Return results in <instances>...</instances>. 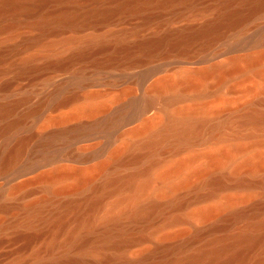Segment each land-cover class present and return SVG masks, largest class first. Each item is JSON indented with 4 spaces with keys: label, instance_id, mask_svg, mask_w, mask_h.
Here are the masks:
<instances>
[{
    "label": "rangeland",
    "instance_id": "1",
    "mask_svg": "<svg viewBox=\"0 0 264 264\" xmlns=\"http://www.w3.org/2000/svg\"><path fill=\"white\" fill-rule=\"evenodd\" d=\"M222 2L223 0H190L164 7L153 5L150 8H144L136 15L125 14L123 20L121 17H116L111 23H98L80 31L60 30L52 25V34H47L45 37L41 35L39 29L26 26H20L13 37H8L6 34L0 35V49L4 53V61L0 63V87L5 83L10 85L5 90L0 88V104L23 100L14 114L0 121L2 125L6 121L17 118L22 120L20 125L4 138L5 140H0V156L6 155L9 149L16 147L15 144L17 145L21 140L25 144L21 156L15 162L4 168L0 166V264H40L42 261L66 257L65 254L68 256L70 254L71 258L80 256L74 250L66 253V248L64 251L63 246L55 248L51 255L48 252L45 253L50 235L54 236L58 232V225L54 220L61 217L67 229L75 225V213L65 212L63 204L74 201L82 204L91 193L90 184L78 189L73 188L77 182V175L72 176L74 175L72 171H94L97 167L100 168L101 164L109 162L108 171L105 170L106 172L99 175L97 173L93 180V185H100L108 176H125L145 167L148 163L147 158L138 164L122 168L116 167L114 162L115 151L124 149L129 141L136 143L139 140L132 135V131L139 128L144 119L155 116L163 118L165 110L174 113L182 109L181 107L207 104L212 107V111L205 117L209 122L214 123L232 119L235 117V112L244 111L249 106L250 99L241 98L245 78L243 73L228 75L222 82L210 76L196 90L188 89V83L182 82L184 92L159 93L156 87L161 84V81L176 80L185 72H200L213 65H222L227 68L233 58L242 59L251 54L264 53V9L250 16L240 26L225 30L219 39L207 46L203 45L204 40L195 39L186 51L165 46L159 54L150 57L135 48L138 42L159 38L166 34L172 35L171 39L174 40L178 32H190L201 28L206 22L216 17ZM191 4H196L199 15L191 17L189 10ZM74 5L52 0L32 19L35 22L39 15L54 16L64 9L74 7L80 12L95 7L112 9L117 6V3L108 0L95 4L91 0H83L82 3ZM231 9L244 8L236 2ZM173 11L185 13L184 15L187 16L174 22H166ZM146 15L162 16L164 21L141 29ZM137 29L138 31L135 32ZM121 33L126 34V42L131 47V57H127L126 52H116V36ZM100 36L109 37V47L106 51L94 54L85 60L69 61V56L86 46L82 41L91 42ZM70 37H79L82 41L52 50L50 54L52 64L62 63V65L46 66L50 59L44 49L46 44ZM33 39H40V46L24 47ZM88 47L92 52L93 45L90 43ZM35 54H39V57L33 60L34 70L19 74L22 61ZM226 97L234 100L229 109L223 108L222 103L218 102ZM255 98L258 97L252 100ZM147 101H152L151 112L143 118H138V109ZM87 103L88 105L95 103L97 109L91 114L74 117V112L85 107ZM260 108L264 110V106ZM217 114H220V117H217ZM208 145L204 141L197 142L179 152L166 148L163 152L157 153L154 158L161 161L160 165H163L174 160L185 159L195 152H203ZM129 156L131 152L124 151L119 157L129 159ZM230 168L220 171L227 178V188L210 198L205 197L209 193L207 187L193 184L172 196L186 203V207L182 210L166 209L163 213L155 215L148 225L143 222L131 224L127 220L123 221V227L130 234L145 239L125 247L121 259L112 260L110 264H130L145 257H148L146 264H159L164 252L153 253L156 248L184 245L196 229H208L217 224L225 225L223 229L206 232L201 239L187 246L183 251L185 255L205 246L216 237L235 233L244 227L246 221L224 222L222 217L214 218L201 225L191 219L190 222L187 220V222L168 225V220L172 216H187L196 207L218 203L224 195L238 193L232 188L237 178L259 181L262 173L264 175L262 172L236 176L232 174V168ZM65 171V175L70 172L71 176L69 173L66 176L63 175ZM56 174L62 175L58 176L60 179ZM53 176L55 180L57 178L59 180L51 179ZM59 188L63 190L56 192ZM252 195L245 203L239 202L236 209L248 207L251 209L256 203H264V195H261L259 191ZM198 196L204 197L203 200H197ZM170 199L171 197H166L158 201L166 203ZM106 204L107 202H104V206ZM33 211L36 213L35 218L32 217L35 214ZM225 214L227 211L221 216ZM97 231L102 232V228L97 227ZM65 234L62 232L58 235L59 243L64 242ZM165 235L167 237H163ZM36 251L40 253V256L38 254L36 256ZM104 252L110 257L115 253L111 249H106ZM86 260L91 264L99 263L98 256H87Z\"/></svg>",
    "mask_w": 264,
    "mask_h": 264
},
{
    "label": "bare ground",
    "instance_id": "2",
    "mask_svg": "<svg viewBox=\"0 0 264 264\" xmlns=\"http://www.w3.org/2000/svg\"><path fill=\"white\" fill-rule=\"evenodd\" d=\"M35 1L0 0V35L6 34L8 37H13L20 26L37 28L44 37L47 34H52V25L60 30L80 31L85 27L95 26L98 23H111L116 17H121L123 20L125 14L136 15L141 13L144 8H150L153 5L164 7L178 2L186 3L190 0H111L117 3L115 8L95 7L82 9L83 12L76 11L75 7L73 8L75 10L67 8L54 16L49 14L39 15L34 22L33 16H37L52 0ZM58 1L72 3L75 4L74 6L83 2V0ZM91 1L100 4L108 0ZM236 2H239L244 9H231V6ZM263 9L264 0H223L216 17L206 22L201 28L190 32H178L175 34L176 38L174 40L171 39L172 35L166 34L159 38L138 42L135 48L145 56L150 57L159 54L165 46L186 51L195 39L204 40L203 45L207 46L219 39L225 30L240 26L250 16ZM189 10L191 17L199 15L196 11V4H191ZM184 14L173 11L166 22H174L183 16H187ZM163 19L162 16L146 15L140 28L145 29L152 24H159L164 21ZM137 31L138 29L135 32ZM40 39H33L26 43L24 47L40 46ZM108 40L109 37L107 36L96 37L91 42L88 40L82 41L79 37H70L54 43L51 41L46 44L44 49L47 57L50 58L52 50L65 48L75 42L80 43L82 41L86 46L69 56L68 59L69 61L85 60L94 54L106 51L109 47ZM116 40V52H126L127 57H131V47L126 42V34H118ZM90 43L93 45L92 52L88 47ZM38 57L39 54H35L24 59L18 73L23 74L33 71V60ZM3 61L4 53L0 49V63ZM56 65H62V63L52 64V58L46 63L48 67ZM16 70L18 71L17 68ZM237 73L245 75L241 98L250 99L251 102L249 101V106L244 111L235 112V117L232 119L214 123L209 122L205 115L212 111V107L207 104H195L187 108L181 107L182 109H178L174 113L165 110L163 118L158 116L146 118L139 128L132 131V135L139 139L136 143L129 141L124 149H118L115 151L116 154L113 152L116 155L114 159L115 166L117 165L118 168L138 164L147 158L148 163L145 167L125 176H108L100 185H93V180H95L97 173L98 175L99 173L102 174L108 169L109 162L104 165L101 164V167L97 165L100 167L96 168L98 171L95 169L93 171L90 168L91 171H75L76 173L72 171L74 173L72 176L76 177L77 175V182L74 186L72 185L73 188L78 189L85 185H91V193L82 204L75 203V201L63 204L65 212L75 213V225L71 229H67L66 223L62 221L61 217L57 216V220L54 221L58 225V230H56L59 233L52 235L53 238L50 235L51 238L49 237L47 246L44 248L46 249L45 253L48 252L51 255L55 248L63 246V250L66 248V251L64 250L66 253L74 250L80 256L71 258L72 256L69 257L70 254L69 256L65 254L67 256H63L64 258L53 257L55 259L42 261L40 264H91L86 260L87 256H98V264H110L112 260H120L125 247L145 239L130 234L123 227V221L127 220L131 224L143 222L148 225L155 215L163 213L166 209L182 210L186 207V203L178 197L172 198V196L193 184H200L209 189L206 198L214 196L227 188V178L220 173L226 168L231 167L232 174L236 176L264 172V110L260 108V106H264V53L251 54L242 59L233 58L227 68L222 65H213L208 69L200 70V72L182 73L179 76L180 78L178 77L176 80L161 81V84L156 87V91L159 93L164 91L170 93L184 92L185 88H182V82L188 83V89L196 90L210 76H214L218 82H222L224 77ZM9 87L10 85L5 83L0 88L5 90ZM254 97L258 98L252 100ZM22 101L0 104V121L14 114ZM218 102L222 103L223 108L229 109L234 100L226 97ZM94 104L88 105L87 103L85 107L76 110L74 117L86 113L91 114L97 109ZM151 110L152 101H147L144 106L138 109V118L145 117ZM217 117H220V114H217ZM20 120L17 118L0 125V140H5L4 138L20 125L22 121ZM203 141L209 144L206 150L195 152L185 159H178L160 165L161 161L154 158L157 153L163 152L166 148L179 152L189 148L194 143ZM24 145V141L21 140L17 145L15 144L16 147L9 149L6 155H1L3 157L0 156V166L4 168L15 162L21 156L25 148ZM124 151L131 152L129 159L119 157ZM65 173L66 171L63 175ZM68 173L71 174L67 172L66 175ZM56 175L57 177L62 176L60 174ZM54 176L51 179H54ZM58 178L57 180L60 179ZM62 188H59L56 192L62 191ZM232 188L237 190L238 193L236 191V194L233 195L226 194L218 203L196 207L187 216H172L168 220V225L187 222L190 219L201 225V223L214 218L220 217L221 219L222 217L224 222L246 221L244 227L235 233H227L223 237H216L205 246L185 255L183 251L187 246L201 239L206 232L223 229L225 225L217 224L208 229H196L190 240L184 245L156 248L153 253L156 251L164 252L159 264H264V214H262L264 213V203H256L251 209H248L249 207L236 209V205L239 202L245 203L248 201L253 196L252 193L259 191L261 195H264V175L262 173L259 181H250L239 177ZM166 197H171V199L166 203L158 201ZM203 198L198 196L196 199L203 200ZM104 202H107L106 206H104ZM59 208L61 207L59 206ZM225 211H227V214L221 216ZM35 215L36 213L32 217L35 218ZM30 223L32 222L30 221ZM99 226L102 228V232L98 233L97 227ZM62 232L66 233V237L64 242L59 243L58 235ZM33 237L35 238V236ZM163 237H167V235ZM106 249L114 250V255L112 257L107 256L104 252ZM35 254L40 256L37 251ZM147 260L148 257H145L130 264H146Z\"/></svg>",
    "mask_w": 264,
    "mask_h": 264
}]
</instances>
